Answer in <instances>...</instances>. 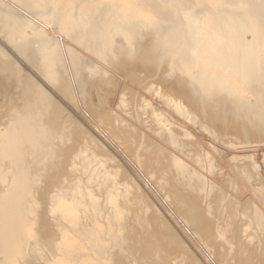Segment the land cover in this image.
I'll list each match as a JSON object with an SVG mask.
<instances>
[{"label": "bare ground", "instance_id": "obj_1", "mask_svg": "<svg viewBox=\"0 0 264 264\" xmlns=\"http://www.w3.org/2000/svg\"><path fill=\"white\" fill-rule=\"evenodd\" d=\"M1 106L0 264H264V0H0Z\"/></svg>", "mask_w": 264, "mask_h": 264}, {"label": "rangeland", "instance_id": "obj_2", "mask_svg": "<svg viewBox=\"0 0 264 264\" xmlns=\"http://www.w3.org/2000/svg\"><path fill=\"white\" fill-rule=\"evenodd\" d=\"M156 71H157V69H155ZM156 71H154L153 73H152V75L149 77V78H147L146 79V83H141V84H139V86H141V87H143V89H145L144 88V86L146 85V84H148L149 85V82H152L154 79H156V77L158 76V72H156ZM142 72V73H141ZM156 72V73H155ZM145 72L144 71H140V72H138L137 73V77L140 79V80H142V79H144L145 78ZM157 75V76H156ZM142 77V78H141ZM152 79V80H151ZM149 80V81H148ZM144 84V85H143ZM125 96L123 97L124 98V100L126 99V101L125 102H127V103H125L126 105H125V107L127 106V108H125L127 111V113H128V116L130 117L129 118V122L132 124V117H133V120H136V116H135V111H134V109L137 107V109H135V110H138L139 108H141V106L139 107V104L141 105V103H140V100H138V101H136V102H133V100L132 99H134V95H132V92H130L129 90H123V92H122ZM114 95V97H115V93L113 94ZM64 97H67L68 99H69V101H71V103H72V105H73V103L75 102V93L74 94H72V95H68V94H64ZM130 97V98H129ZM128 98V99H127ZM139 102V103H138ZM136 103V104H135ZM129 104V105H128ZM137 105V106H136ZM135 107V108H134ZM134 108V109H133ZM0 109H5V106H1L0 107ZM84 109H86L85 107H84ZM134 114H133V113ZM225 114H227V112L225 111ZM135 118V119H134ZM87 119V118H86ZM85 119V120H86ZM94 120L96 121V122H99L98 124H100L103 128H106L105 127V125L103 124V118L102 117H94ZM129 122H127V123H129ZM86 123H88V124H91L90 123V120H87L86 121ZM102 123V124H101ZM121 125V126H119V124ZM117 124H116V127L114 126V129L115 128H117V130L119 131H117L116 130V132H115V135L114 136H112L114 139H115V141H116V145L120 148V149H122L123 150V152H125V154H127V157H129L131 160L134 158V156H135V153H136V150L141 146V142H143V141H141V138H140V136L138 137V139L136 138V139H133V140H131L132 139V127H130L129 125H131L130 123L128 124V126H126L127 125V123H125V122H118ZM123 125H122V124ZM126 124V125H125ZM115 125V124H114ZM118 125V126H117ZM124 125H125V127H124ZM121 127H123V128H121ZM120 128V129H119ZM125 128V129H124ZM130 129V131H129V129ZM122 130V131H121ZM121 131V132H120ZM127 132H130V133H127ZM121 134V135H120ZM128 134V135H127ZM131 134V135H130ZM127 135V136H126ZM122 136V137H121ZM128 136H130V137H128ZM123 138V139H122ZM119 139V140H118ZM140 140V141H139ZM121 141H122V143L124 144H121ZM132 141H135V142H132ZM118 142V143H117ZM132 142V143H131ZM133 143H135V144H133ZM127 144L129 145V146H127ZM137 147H136V146ZM140 145V146H139ZM126 146V147H125ZM130 147V148H129ZM91 148H93V149H91ZM126 148V149H125ZM137 148V149H136ZM94 149H95V146H91L90 147V151L91 152H95L94 151ZM129 149V150H128ZM131 149V150H130ZM93 150V151H92ZM126 151H128V152H126ZM95 153H97V151L95 152ZM134 153V154H133ZM99 155V154H98ZM99 157H101V158H107V159H111L112 157H110L109 155H106V154H101V155H99ZM167 171V169H165V172ZM123 175V172L122 173H120L119 174V176H118V178L119 179H122V175ZM125 179V181L126 182H130V180H129V178H124ZM58 185L56 184L55 185V188L57 187ZM241 206V207H240ZM244 206L245 205H239L238 206V210L239 211H243V210H245V208H244ZM240 207V208H239ZM243 208V209H242ZM231 215H233V213L231 214ZM230 215V216H231ZM237 219V218H236ZM238 222V223H237ZM237 223V224H236ZM240 224V222H239V218H238V220H235V222L233 223V228H236V230H237V227H238V225ZM236 225H237V227H236ZM160 226L162 227V224H160ZM241 240V239H240ZM234 242H235V240H233ZM236 244H238V242L236 243ZM182 255V253H176L175 254V256H179V255ZM180 255V256H181ZM243 257V258H242ZM240 256L239 257V259L240 258H242L241 260H239L238 258H235V257H233V259L235 258V260L236 261H238L237 263H236V261L235 260H229L226 264H228L229 262V264H248L246 261L245 262H242L243 261V259H245L246 258V256ZM230 258V257H229ZM228 258V259H229ZM252 258H253V260H252ZM254 259H255V261H254ZM252 261H254V262H252ZM232 262V263H231ZM257 262V258H256V256H254L253 255V257H251V263H253V264H255ZM197 263V262H196Z\"/></svg>", "mask_w": 264, "mask_h": 264}]
</instances>
